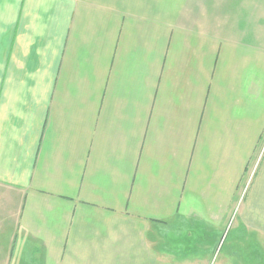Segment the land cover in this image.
Returning a JSON list of instances; mask_svg holds the SVG:
<instances>
[{
    "label": "crops",
    "instance_id": "obj_1",
    "mask_svg": "<svg viewBox=\"0 0 264 264\" xmlns=\"http://www.w3.org/2000/svg\"><path fill=\"white\" fill-rule=\"evenodd\" d=\"M0 264H264V0H0Z\"/></svg>",
    "mask_w": 264,
    "mask_h": 264
}]
</instances>
